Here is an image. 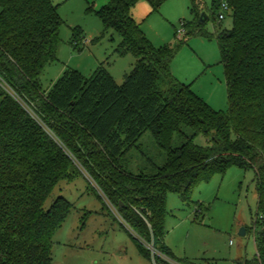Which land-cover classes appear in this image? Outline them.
<instances>
[{"label":"trees","instance_id":"obj_1","mask_svg":"<svg viewBox=\"0 0 264 264\" xmlns=\"http://www.w3.org/2000/svg\"><path fill=\"white\" fill-rule=\"evenodd\" d=\"M138 1L88 8L121 37L115 51L135 57L121 84L104 68L88 77L65 69L43 90L39 76L59 42L57 7L51 0H0V264H55L53 236L72 204L61 196L47 209L44 202L59 181L83 172L117 209L141 254L167 264V193L187 203L200 183L231 166L255 171L260 228L255 255L244 264H264V0H212L217 17L225 2L233 21L214 34L226 111L171 73L176 47L150 42L132 16ZM146 1L154 11L164 0ZM190 2L195 19L182 23L184 34L207 35L197 0ZM145 132L165 161L134 170L131 156L140 154ZM199 135L206 145L195 142Z\"/></svg>","mask_w":264,"mask_h":264},{"label":"rangeland","instance_id":"obj_2","mask_svg":"<svg viewBox=\"0 0 264 264\" xmlns=\"http://www.w3.org/2000/svg\"><path fill=\"white\" fill-rule=\"evenodd\" d=\"M62 20L56 59L45 65L39 82L43 90L65 69H74L88 77L95 69H106L121 84L135 62L131 53L119 55L115 49L121 37L88 8L96 10L109 0H51ZM199 15L207 20L202 30L207 35L187 36L179 30L182 23L195 19L190 0H164L152 10L146 0L133 6V15L141 30L155 47H176L170 64L171 73L189 84L215 110L228 109L223 66L215 33L231 29V12L218 19L212 0H197ZM215 14V15H213ZM187 132H189L187 130ZM195 142L206 145L202 135ZM179 143L175 139L174 145ZM140 154L133 152L134 170L148 163L158 166L164 153L153 137L145 132L138 140ZM82 171V170H81ZM83 172V171H82ZM85 176L86 173L83 172ZM84 175L61 180L44 202L47 209L53 200L64 197L72 208L53 236L52 261L55 264H155L145 258L129 235L133 234L118 216L117 209L98 190H93ZM90 180V179H89ZM94 186V183L90 180ZM257 190L253 168L229 167L200 183L191 200L183 203L174 192L166 195V234L163 242L173 258L162 255L167 264H244L255 255L253 235L260 228L255 222ZM244 227L245 235L238 234ZM151 256L153 248L146 244ZM159 252V251H156Z\"/></svg>","mask_w":264,"mask_h":264},{"label":"built area","instance_id":"obj_3","mask_svg":"<svg viewBox=\"0 0 264 264\" xmlns=\"http://www.w3.org/2000/svg\"><path fill=\"white\" fill-rule=\"evenodd\" d=\"M225 12H230V8L229 6L225 3V2H222L221 5H220V10H219V14H218V19H223L224 18V13ZM185 33V29L184 28H181L179 30V36L181 34H184ZM253 235H254V229H253Z\"/></svg>","mask_w":264,"mask_h":264},{"label":"water","instance_id":"obj_4","mask_svg":"<svg viewBox=\"0 0 264 264\" xmlns=\"http://www.w3.org/2000/svg\"><path fill=\"white\" fill-rule=\"evenodd\" d=\"M206 19H207V16H206L205 12H201L200 15H199V21L205 22ZM245 233H246L245 228L244 227L240 228L238 234L243 236V235H245Z\"/></svg>","mask_w":264,"mask_h":264},{"label":"crops","instance_id":"obj_5","mask_svg":"<svg viewBox=\"0 0 264 264\" xmlns=\"http://www.w3.org/2000/svg\"><path fill=\"white\" fill-rule=\"evenodd\" d=\"M133 9V8H132ZM132 16H133V18H134V15H133V11H132ZM135 20V19H134ZM136 21V20H135ZM121 219V218H120ZM122 221V220H121ZM123 222V221H122ZM124 223V222H123ZM127 226V225H126ZM128 229H129V227H128ZM130 230V229H129ZM131 231V230H130ZM132 232V231H131ZM133 233V232H132Z\"/></svg>","mask_w":264,"mask_h":264}]
</instances>
